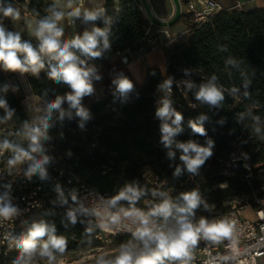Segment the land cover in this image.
<instances>
[{
	"label": "trees",
	"instance_id": "obj_1",
	"mask_svg": "<svg viewBox=\"0 0 264 264\" xmlns=\"http://www.w3.org/2000/svg\"><path fill=\"white\" fill-rule=\"evenodd\" d=\"M25 1L28 11L39 17L44 0H4V4L14 7L15 3ZM103 8L100 18L112 22L107 30L108 54L137 52L148 25L138 0L116 3L104 0ZM0 18L5 17L0 14ZM180 19L190 37L186 44L164 49V72L149 68L140 86L132 84V89L125 94L114 87L98 101L81 106L87 112L86 118L79 116L78 110L69 103L64 104L53 118L48 136L61 153L64 165L110 200L127 183L135 187L145 185L142 168L149 167L162 184V190L173 189V201L182 193L197 191L201 203L195 217L210 221L225 213L233 198L254 190L257 196H264V128L260 135L255 134L256 125L261 121L264 124V10L223 9L201 25L189 15H182ZM96 25L101 26L99 21ZM49 71V63H45L36 75L24 73L32 93L47 105L57 96L64 97L71 92L63 81L51 79ZM213 77L214 83L223 90L224 99L219 105H209L196 98L200 85L212 81ZM169 79L171 92L177 91V81L186 80L184 87L190 102H182L180 131L172 137L173 144L166 146L161 132L163 121L157 116V101L167 91L160 86ZM189 83L192 88L187 87ZM0 100L6 102L3 109L13 121L24 123L16 71L2 66ZM201 116L205 119L200 120ZM190 122L203 126L206 135L194 133ZM239 138L249 158L247 166L232 161ZM189 140L202 146L212 141V155L196 173L187 170L180 160L182 149L175 146ZM170 151L174 155L169 156ZM226 161H231L230 175L222 174ZM177 167L181 168L179 174H175ZM159 203V200H150L149 207L137 204L135 207L149 211ZM123 206H128V202L120 201L117 205ZM72 210L76 211L75 224L67 217ZM35 216L34 220L33 214L28 216L31 222L28 230L34 222L43 220L55 228L56 236L66 239L65 251L100 246L83 211L71 199L52 202L47 210ZM123 239L131 240L116 238L114 242Z\"/></svg>",
	"mask_w": 264,
	"mask_h": 264
},
{
	"label": "clouds",
	"instance_id": "obj_2",
	"mask_svg": "<svg viewBox=\"0 0 264 264\" xmlns=\"http://www.w3.org/2000/svg\"><path fill=\"white\" fill-rule=\"evenodd\" d=\"M71 7V4H69ZM100 11L84 12L85 20L94 21L102 14ZM81 9L75 8L70 15L79 16ZM0 14L13 20L19 19L20 13L10 3L5 6L4 0H0ZM64 16L63 12H53L52 18L39 22L35 35L40 40L39 49L36 50L28 42H21L20 34L6 31L3 24H0V66L5 70L20 71L21 73L31 72L36 75L44 69L45 63L42 59L47 56L49 59L50 71L48 75L56 81H63L71 92L66 96H57L54 101L48 104L49 111L58 110L62 103L67 100L71 107L77 108V114L82 118L87 117V112L80 107L81 98L93 91L91 74L92 69L85 67V62L76 55L73 49L89 57L101 55L100 45L109 47L107 29L96 27L92 31H85L71 40L61 41L63 30L57 26V22ZM51 61L56 63L53 65ZM215 77L208 83L201 84L196 98L209 105H219L224 99L223 90L215 83ZM121 94L127 93L133 85L127 78L115 81ZM172 81L166 80L160 87L171 92ZM188 88L193 85L189 83ZM235 91V89H233ZM6 102L0 100V108H5ZM157 116L163 121L161 125L162 139L166 146L173 144L172 137L180 131V123L183 119L180 112L171 107L168 99L161 101L157 110ZM205 119L201 116L200 120ZM171 121V123H169ZM192 131L201 136L206 135L205 129L200 124L190 122ZM33 144H36L37 137L32 136ZM177 148L182 149L180 160L190 173H196L197 169L212 155V141L207 146H202L195 141L189 140L186 143H177ZM8 148L6 142L0 146ZM38 150V145L31 148L32 152ZM15 163L22 158L32 159L28 152L16 149ZM174 155L173 152L168 153ZM40 170L45 175L40 163L37 162L30 172ZM181 168H176L179 174ZM143 192L136 187L128 186L108 201V207L104 210L103 217L108 223H102L101 229L112 226H119L127 221L125 225L131 233L132 239L121 244L116 250L113 258L106 259L104 255L97 258L96 264H190L193 259L192 249L197 245L199 239H210L213 241L221 237L227 238L231 235L232 225L227 220H213L201 217L195 220V210L201 203L197 191L182 193L177 201H173L167 194L161 193L163 200L152 207L149 211H143L135 207ZM72 199L75 201L76 197ZM120 201H127L128 207H117ZM114 209V210H111ZM16 209L0 201V217L9 218L16 214ZM101 216L100 212L95 213ZM264 218V212L259 213ZM68 219L75 224L77 222L76 211L67 213ZM90 232L91 229H88ZM47 236L42 243L41 238ZM67 241L63 236L55 235V228L49 226L43 220L34 222L27 236L21 241V255L14 261V264H30L32 254L39 248V255L47 257L49 264L56 260L54 252L63 254L66 250Z\"/></svg>",
	"mask_w": 264,
	"mask_h": 264
},
{
	"label": "built area",
	"instance_id": "obj_3",
	"mask_svg": "<svg viewBox=\"0 0 264 264\" xmlns=\"http://www.w3.org/2000/svg\"><path fill=\"white\" fill-rule=\"evenodd\" d=\"M222 10L215 0H186L182 4L183 13L191 16L198 25ZM89 27L92 29V24ZM170 30L167 24L158 27L148 23L139 41L137 54L149 49L164 50L172 40ZM82 55L85 67L95 69V60ZM122 61L129 62L125 56H122ZM39 102L43 101L27 89L22 105L24 103L34 114L30 132L25 130L24 124L13 121L6 112L0 116V146L6 142L10 145L8 148L0 147V201L17 210L9 218L0 217V264H7L10 249L30 226L29 215L47 210L52 202L73 200V196L76 197L73 202L83 211L98 243L110 244L116 238L132 239L125 226L127 221L119 226L109 225L101 229L102 223H108L103 213L110 198L88 186L79 175L64 165L61 153L48 136L57 110L49 111L45 103L43 107H39ZM32 136L37 137L35 145ZM37 145L38 150L32 152L31 148ZM16 149L28 152L32 159L25 157L10 163L15 160ZM37 162L44 170L43 177L39 169L30 172ZM139 209L146 212L143 208ZM246 211H251L252 215H247ZM96 212H100L101 216H97ZM261 212H264V196L245 195L233 198L225 213L210 220H227L232 225L231 235L216 241L199 239L191 250L193 259L190 264H258V260L264 257V218L259 214ZM195 220L198 218L195 217Z\"/></svg>",
	"mask_w": 264,
	"mask_h": 264
},
{
	"label": "rangeland",
	"instance_id": "obj_4",
	"mask_svg": "<svg viewBox=\"0 0 264 264\" xmlns=\"http://www.w3.org/2000/svg\"><path fill=\"white\" fill-rule=\"evenodd\" d=\"M219 5H222L223 0L219 2V0H215ZM84 2L88 4H92V10L93 11H99L96 9H99L97 4L99 0H83ZM104 2V0H103ZM118 2V0H114V3ZM80 0H44V10L41 13L39 17H35L32 15L27 8V1L24 3H15L14 8H16L19 13V19L13 20L9 17H5L4 19L0 18V24H3L5 27L6 31H11L13 33H19L21 42H28L30 43L34 49L38 50L39 49V44L40 40L36 37L35 32L36 29L38 28L39 22L44 19H49L52 18L53 12H63L64 16L63 18L57 22V26L63 30V35L60 37V40L63 41H68L73 39L74 37L78 35H82L85 31H92L94 28L99 27L97 26V21L101 24L100 28L104 29L108 28L111 26L112 22L110 20H107L104 22L99 15L98 18L94 21H91L93 23V28L90 29L88 26L89 20H85L84 18V12L85 8H87L88 4H85L84 6L80 7L79 6ZM69 4H71V7H69ZM225 4V3H224ZM228 4V3H227ZM79 7L81 9L80 15L73 16L70 15L71 11H73L75 8ZM223 8V7H222ZM226 6H224L223 9H225ZM234 9H238L237 6L232 7ZM230 8V9H232ZM227 9V8H226ZM239 10V9H238ZM74 20L75 22H73ZM70 21H72L70 23ZM73 51L76 52V55L79 57V59L84 61V56L82 53L79 51L73 49ZM100 51L101 55L99 57L93 58L95 62L99 61L100 58L104 56L103 52V45L101 43L100 45ZM44 63H49V59L47 56L42 57ZM52 64H55V61H51ZM97 65V64H96ZM96 69V67H95ZM93 69V71L95 70ZM17 74V83L20 91V95L22 96V101L21 104L24 100L25 92L27 89H30L26 78L24 76V73H21L20 71H16ZM184 80L177 81V91L176 92H168L166 91L165 93L162 94L161 98L157 101V110L161 106V101L163 99H168L171 103V107L175 109L177 112H180L183 110L182 107V102L189 103V99L186 97V88L184 87ZM35 95V94H34ZM36 96V95H35ZM37 97V96H36ZM96 98L95 96V91L93 90L90 94H87L81 98L80 101V107L81 106H87L94 101ZM40 99V98H39ZM41 100V99H40ZM44 102H39V107H43ZM68 103L67 100H65L61 107ZM191 105V104H190ZM23 112L25 114V121L24 123V128L27 132H30L33 128V123H34V114L32 111H29L26 105L23 103ZM77 110V108H74ZM59 110V109H58ZM57 110V111H58ZM5 111L3 108H0V116L4 114ZM262 124V121L256 125V132L255 134H261L260 130L264 128ZM237 161L241 162L242 164L247 166L248 163V156L243 152L242 146H241V139H237L236 145H235V153H234V158L232 161ZM222 162V161H221ZM223 171L222 174L224 175H230L231 174V161H226L223 163ZM142 176L145 179L146 184L145 185H140L139 187H136L138 190H141L143 194L139 198V201L136 203L138 206L142 207H149V201L150 200H159L160 202L163 200V196L161 193L167 194L169 198L172 199V195L174 193L173 189H166L162 190V184H159L157 181L152 169L149 167H143L142 168ZM128 186H133L135 187L132 183H127ZM256 191L254 190L252 193L247 194V195H256ZM156 194V195H153ZM245 196V195H241ZM238 196V197H241ZM247 215H252L251 211H246ZM36 218L35 214L33 215V220ZM29 225L31 222H29ZM29 228V227H28ZM28 228L23 231V236H19L18 241L13 247L10 249L9 256L10 259L7 262V264H14V261L17 260V258L21 255V241L27 236L28 234ZM47 236L41 238V240L38 241V243H42ZM128 243L126 240H121V241H113L110 244H100V246H97L95 248L87 247V248H81V249H73V250H67L63 254L59 252H54V255L56 256V260L52 262V264H87V263H92L96 262L97 258L100 257L101 255H104L106 259L113 258L114 255L116 254V250L119 248L121 244ZM30 264H49V261L47 257H41L39 255V248L36 250L35 253L32 254V259L30 261ZM258 264H264V257L260 258L258 260Z\"/></svg>",
	"mask_w": 264,
	"mask_h": 264
},
{
	"label": "crops",
	"instance_id": "obj_5",
	"mask_svg": "<svg viewBox=\"0 0 264 264\" xmlns=\"http://www.w3.org/2000/svg\"><path fill=\"white\" fill-rule=\"evenodd\" d=\"M138 2L141 13L147 23L158 27L166 24L170 26L172 40L165 49L175 44H186L188 42L190 33L180 19L182 15H186L182 11L184 0H138ZM223 2L225 4L222 3L220 6L223 8L226 6L227 9L237 6L239 10L244 12L264 10V0H223ZM82 3L83 0H80L79 6H84V8L85 4H88L86 2ZM103 4V0H99L97 4L99 9L96 10H103L102 13H104ZM84 10L93 11L92 4H88ZM72 21L75 22L74 20ZM91 24L93 28V23L89 21L88 26ZM108 51L109 47H103L104 56L97 61L96 69L92 71L90 77L96 96L94 101H98L114 87H117L115 81L121 78H127L132 84L140 86L144 81L147 69L158 68L162 72L166 69L164 50L149 49L140 54L135 51L108 54ZM122 56H125L129 62L124 63Z\"/></svg>",
	"mask_w": 264,
	"mask_h": 264
},
{
	"label": "water",
	"instance_id": "obj_6",
	"mask_svg": "<svg viewBox=\"0 0 264 264\" xmlns=\"http://www.w3.org/2000/svg\"><path fill=\"white\" fill-rule=\"evenodd\" d=\"M239 163H241V162H239Z\"/></svg>",
	"mask_w": 264,
	"mask_h": 264
}]
</instances>
